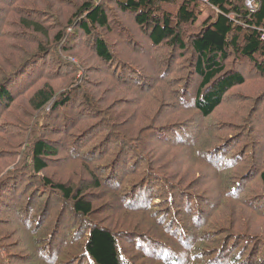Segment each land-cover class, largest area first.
Returning <instances> with one entry per match:
<instances>
[{
    "label": "rangeland",
    "instance_id": "rangeland-1",
    "mask_svg": "<svg viewBox=\"0 0 264 264\" xmlns=\"http://www.w3.org/2000/svg\"><path fill=\"white\" fill-rule=\"evenodd\" d=\"M114 1L0 0V85L14 84V87L25 76H29L27 87L37 86L30 93L27 91L20 96L6 113L0 112V128L4 124L5 129L0 134V176L23 167L28 147L38 137L32 130L36 116L32 121L33 114L29 115V109L32 110L28 106L29 97L37 88L48 83L55 90L56 96L66 92V95H73V98L62 105V111L50 120L53 125L60 126L62 123V131L52 133L50 123L37 129V134H42L43 139H50L60 149V155H56V160L51 161L49 168L40 175L52 177L81 189L80 191L96 194L93 198L94 213L83 231L89 230L90 223L106 225L120 233L127 228L124 222L131 229L137 230L143 225L141 223L151 226L154 217L162 216L163 219L166 217L165 225L170 224L169 228H172L170 234H166L168 239L165 241L177 245L184 233L183 229L178 230L181 228L179 222L188 224L185 215L188 219L193 217L191 224H188L190 241L198 234V228L192 224L197 216L196 212L200 210L202 217L210 215L209 221L201 229L202 233L205 230L209 231L208 235L213 231L218 233L219 228L232 223L230 231H246L257 236L258 243L253 255L255 259L261 257L263 253L259 249L264 250L261 241L264 238V184L258 169L264 161V76L258 73L255 62L250 58L238 53L230 55L225 61L228 65L226 71L241 72L245 81L223 93L220 106L210 115H204L194 105L201 78L195 73L197 56L192 53L189 37L191 30H196V27H188L182 33L184 42L188 44L185 51L166 42L155 45L137 24L135 17L122 10ZM87 2L103 5L108 16V29L89 25V33L78 27V21L85 20L84 14L78 15V8ZM165 6L175 8L176 5ZM210 13V10L202 7V17L200 16L197 25L201 26L202 18ZM26 21L37 22L39 28H29ZM97 38L106 41L111 61L103 60L96 52ZM40 45L44 47L42 52L39 50ZM123 56L134 65L144 66L152 76L151 79L157 82L156 87L146 85L144 89L145 82L141 83L131 77L130 72L134 69L125 68L122 64L125 63L124 60L119 59ZM259 60L262 59L258 58ZM126 64L128 65L127 62ZM23 66L26 69L12 75ZM27 69L32 70V73L26 74ZM177 92L186 93V102L192 103L189 109L180 106L186 102L179 101ZM162 102L164 107L170 109H165L161 118L156 113L161 109ZM90 110L93 116L86 115ZM65 116H70L71 120L64 121ZM168 118L170 120L163 121ZM114 122L121 124L119 128L122 131H128L129 134L141 133L143 136L133 148L135 156L130 157L128 154L131 146L126 149L123 158L129 156L130 164L125 163L127 159L125 162L121 159V171L116 173H119V177L110 186L105 182L106 171L114 167L110 164L111 160H119L121 155L117 156L118 143L124 141L122 134L118 136L115 128L107 135L104 128ZM168 122L190 129L188 133L167 137L171 132L165 131L173 126L169 125L162 130L159 127L168 125ZM191 129L193 134L189 131ZM160 133L163 137H159ZM110 143L114 144L110 146ZM98 145L96 153L89 156L90 148ZM107 150L111 151L109 155L114 156L104 159L105 164L110 162L109 167H100L102 163L98 154ZM129 170L132 173L120 178ZM94 171L100 177L101 187L91 184L90 174ZM135 171L139 174L132 176ZM41 176L25 174L24 180L22 178L19 182L21 187L17 194H21L31 178L35 179L36 185ZM170 183L182 186L186 192H180V196L178 190L181 188L170 187ZM135 187H139L145 194L143 202L151 194L149 203L153 202L154 206L149 210L139 211L142 204L140 200L132 202L124 197L126 191H133ZM159 189L161 194L155 193ZM26 194L28 196L29 192L23 195ZM201 195V199L194 198ZM59 197L56 196L58 203L54 201L50 209L59 211ZM172 199H175V207ZM24 204L23 202L22 207L13 208V213L8 216L5 211L2 212L4 207L0 203V219L13 218L16 213L20 219ZM30 209L29 205L28 211ZM31 213H34L33 207ZM173 218L174 223L171 224ZM31 220L33 224L36 222L33 216ZM72 224L81 226V221L78 220L77 223L71 215L61 227L63 235L70 231L69 240L74 235L71 231ZM23 228L18 223L0 227V244L7 246L12 253L13 264L47 263L46 259L40 257L38 242ZM15 230L16 235L12 234ZM42 230L43 228L40 229V234ZM78 230L77 237L80 236ZM144 230L147 229L140 231ZM126 235L128 233L118 235L125 258L130 261L126 264H162L166 259L164 254L168 252L169 246L165 248L162 244L147 242V237L129 240L131 235ZM158 235L163 239L162 234ZM67 238L68 235L62 237L59 247L66 245ZM85 239L86 233L80 242ZM15 240L17 246L28 252L27 256L18 251ZM234 240H237L236 246H241L244 237H233L231 241ZM20 241L23 242L20 244ZM79 243L73 247L70 243L72 248H68V254L63 249H58L59 247L54 249L53 257L58 258L57 264H71L75 259L81 263V259L75 257ZM43 246L44 243H41V248ZM179 247H182L181 250L185 248L181 244ZM252 250L253 248L247 251L251 253ZM84 262L88 264L87 259Z\"/></svg>",
    "mask_w": 264,
    "mask_h": 264
},
{
    "label": "trees",
    "instance_id": "trees-1",
    "mask_svg": "<svg viewBox=\"0 0 264 264\" xmlns=\"http://www.w3.org/2000/svg\"><path fill=\"white\" fill-rule=\"evenodd\" d=\"M245 1L246 0H115L114 3L120 6L122 10L131 13L135 17L137 24L140 25L146 34H148L150 40L155 45H160L166 42L172 47H179L181 48V51H185L188 48V44L184 42L185 38L182 36V33L188 27H196V30H191V37H189L191 39L192 53L197 56L194 65L195 73L201 78L196 91L194 105L196 104V107L202 114L210 115L222 103L223 93L231 91L233 87L238 86L245 81V77L241 72L226 71V67L228 65L225 61L229 59L230 55L235 56L238 53L240 56L250 58L255 62L258 73L264 76V0H256L255 11H252L246 5ZM167 4L176 6L175 8H171L165 6ZM202 7L210 10L211 13L205 18H202V25L199 26L197 25V22L202 15ZM78 9V15H85H83L85 20L78 21V27L80 29L82 28V30L90 33L89 25H97L101 29L109 28L107 12L101 3H83V5H81ZM0 10H2V7H0ZM26 23L29 28L31 26L36 29L39 28V25L35 21H26ZM43 49L44 47L40 45V52H42ZM95 50L103 60H112L111 52L108 49L106 41L97 38ZM258 58H261L262 60H259V62ZM119 59L124 60L125 63L122 64L125 68L132 67L134 69L130 72L131 77L141 83L145 82L144 89L146 85H152L151 88L156 87L157 82L154 81V79H151L152 76L148 74L144 66L134 65L130 60L126 61L124 56L123 58L119 57ZM163 66L164 64H162L161 70H163ZM24 68V66L21 69L19 68L20 70L12 75L21 72ZM31 71L27 69L26 74H31ZM28 79L29 76H25L23 80L18 82V85L16 84L14 87V84L6 86H2V84L0 85V112L6 113L17 103L20 96L25 95L27 91L30 93L37 87H27ZM1 82L2 81H0V83ZM16 87H18V89H16ZM14 90L17 91L13 93ZM72 91L73 90L71 89L70 92ZM55 93V90H52L50 85L47 83L42 87L37 88L31 97H29L30 104H28V106L32 109H29V115L33 114L32 121L34 116H36L35 122H33L32 130L38 137L36 138L34 144H31L30 147H28L23 167L12 170L9 174L0 176V203L1 206L4 207V210H2L0 206V210H2V212L5 211L9 216L13 213L11 212L13 208L22 207V203H25L24 208L21 209L23 213L21 214L20 219L18 217V213H14L15 217L13 218L10 217L0 219V227L5 224L17 225V223L18 225L24 227L23 230L27 234L31 233V238L34 239V241H37L38 245H40L39 254L40 257L46 259L47 263L45 264H49L51 262L53 264L58 263V258L56 259V257H53V250L59 247L62 237L68 235L65 242L66 245L59 247L58 249H63L65 253L68 254L67 250L71 247V244L73 247L75 244L79 243L85 233L86 239L85 241L83 240L84 242L81 241L78 244L79 250L75 255V257L81 259L82 262L79 263L77 259H75L71 262V264H85V259L88 260V264L129 263L130 261L125 258V251L122 249L118 238L120 233H128L126 236L131 235L129 240L132 238L142 239V237L146 239L147 237V242L150 241L162 244L165 248L169 246L170 248L168 249V252L164 254L166 259L162 261V264H264V250L259 249V252L262 251L263 255L257 259H255L256 257L253 255L256 243H258L257 236H253L246 231H230L233 226L232 223H229V226L224 225L219 228L217 230L219 231L218 233L213 231L210 232V235H208L209 231L206 232V230L202 233L201 229L209 221L210 215H208V217H202L200 210L196 212L197 216L192 224L193 227L198 228V234L193 236V241H190L191 235L188 231V224H191V219L193 217L188 219V216L185 215L188 224H185L183 221L179 222L181 228L178 230L183 229L184 232L180 236L179 241V243L185 247L183 250H181L182 247H179L180 244L174 245L171 242L165 241L168 239L166 234H170L172 228H169L170 224L169 226L165 225L166 217L163 219L162 216L154 217L151 226L147 225L145 222L141 223L143 225L139 226L137 230L136 228L131 229L127 222H124L127 228L122 230L120 233H116L115 230L109 226L90 225V223L88 224L89 230L85 229L83 231V227L86 226V223L92 218V214L94 213L93 198L96 194L85 192L84 190L80 191L81 189H77L71 185H66L64 182H59L52 177H42L40 175L44 170L49 168V163L51 161L56 160L55 156L60 155V149L56 146V144H54V142H50V139H43L42 134H37V129L41 126H45L47 123H50V120L54 118V115L62 111L61 106L73 98V95L68 96L65 94L66 92H63L58 96H56ZM177 96L179 97V101H182L183 103L188 100L185 92H177ZM91 98H93L92 95ZM93 104L94 101L91 102L92 106ZM191 104L186 102L185 105L180 106L185 109H189ZM161 105V109H159L156 114L162 118L165 114V109H170V107H164L165 104L163 102ZM88 113L89 114L86 115H94L92 110L88 111ZM67 119L70 121L71 117L65 116L64 121ZM167 120H170V118L164 119L163 121ZM177 124L169 123L168 125L159 128L162 130L169 125L173 126L171 129L165 131L171 132V134L167 137L188 133V129H190L189 127L183 125L178 126ZM120 125V123L114 122L109 127L106 126L104 128L105 131H107V135L115 128L119 133L118 136L122 134V137L124 138V141L118 143L119 150H117L119 154H117V156L121 155L119 160L116 158L113 161L111 160V163H109L113 164L114 167L106 171L105 182H107V185L110 186L114 181H116L117 177H119V173L117 175L116 173L117 171H121L119 163L127 152L126 149L131 146L128 154L131 155L130 157L135 156L133 148L136 147L137 142L140 141L143 136L141 133L129 134L128 131H122L119 128ZM148 127H150V125ZM61 128L62 123L60 126L53 124L50 126L52 133L62 131ZM3 131H5L4 124L0 128V134ZM189 131L193 134L192 129ZM43 133H46L45 130ZM161 133L159 134V137H163V134L161 135ZM145 137L146 136L144 135L143 138ZM111 144L114 143H110V146ZM98 147L99 145L90 148V153H88V155L93 156L94 153H96L95 149ZM110 152L111 151L109 150L105 153L100 152L99 154L97 152L98 157L101 158L100 163L102 164L100 167H109L110 164H105L104 159L108 156H114V154L109 155ZM130 157L128 156L127 158H123V161L125 162L127 159L125 163L130 164ZM258 170L261 171L260 179L264 184V161L263 164L261 163L260 169ZM28 173L41 177L38 181H36V185L35 179L31 178L27 185L24 186L25 189L21 192V194H17L18 188L21 187V185H19L20 180ZM130 173H132V171L129 170L128 172L123 173L120 178L123 179ZM137 173L138 172L135 171L132 176ZM12 179L13 182L11 181ZM90 180L94 187H101L100 177L95 171L90 174ZM169 185L175 189L176 187L181 188L182 190H178V194L180 196H182V192H186L182 186H173L172 183ZM141 191L142 190H140L139 187H135L133 191H129L128 193L126 191L123 195L132 202L140 200L139 202L142 204L139 206V211H146L149 210L151 206H154V204L153 202L149 203L151 194L148 195L146 201L143 202L142 199L145 194L143 195ZM25 192H29L28 196L27 194L23 195ZM155 193L161 194L160 189L159 192ZM56 196H60L61 208L59 211L55 208L54 210L50 209L54 205L53 202L56 201ZM201 197L202 195L198 198H194L201 199ZM191 198L193 199V196ZM174 201L175 199H172L171 201L173 203V207H175ZM56 203H58V201H56ZM48 204L51 207H49ZM253 204L256 203L253 202ZM29 205L31 206V209L33 207V214L31 213V209L28 211ZM55 206L57 207L58 205ZM189 213L191 214V211ZM71 215H73V219L77 223L78 220L81 221V226L79 225L80 227H76V224H72L71 231L75 236L73 235L69 240L70 231L63 235L64 232L61 227L66 223L68 217ZM32 216L36 218V222L34 224L32 220L30 221ZM173 221L174 218L170 223H174ZM163 225L165 227H163ZM15 227L19 229L17 226ZM28 228L30 231H28ZM41 228H43V235L39 232ZM141 229L147 230L140 231ZM77 230L79 231L78 235H80L78 237ZM16 231L17 230H15L12 234L16 235ZM158 234H162L163 239H161ZM1 236L2 235L0 234V237ZM233 237H244V242L241 246L237 245V247L235 245L237 240L231 241ZM261 241L264 244V238ZM16 242L17 240H15L14 243L15 247L19 249L18 251L25 253V256H27L28 252H26L23 247L17 246ZM21 242L23 241H20V244ZM41 243H44L42 248ZM252 248L253 250L251 253L247 251ZM168 260L172 261V263H169ZM0 264H13L12 253L8 247L3 244H0Z\"/></svg>",
    "mask_w": 264,
    "mask_h": 264
},
{
    "label": "built area",
    "instance_id": "built-area-1",
    "mask_svg": "<svg viewBox=\"0 0 264 264\" xmlns=\"http://www.w3.org/2000/svg\"><path fill=\"white\" fill-rule=\"evenodd\" d=\"M207 1V0H203ZM246 5L252 10L255 11L256 9V0H246Z\"/></svg>",
    "mask_w": 264,
    "mask_h": 264
}]
</instances>
